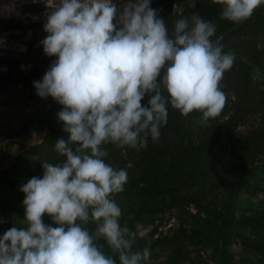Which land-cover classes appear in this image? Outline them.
Here are the masks:
<instances>
[{
    "label": "clouds",
    "instance_id": "obj_1",
    "mask_svg": "<svg viewBox=\"0 0 264 264\" xmlns=\"http://www.w3.org/2000/svg\"><path fill=\"white\" fill-rule=\"evenodd\" d=\"M213 2L223 5V19L235 23L264 4ZM150 3L128 0L118 7L113 0H53L49 5L48 35L41 44L57 59L34 87L41 98L50 96L63 106L57 116L70 137L67 143L58 140L55 149L66 159L43 163V177L21 187L26 226L0 237V264H117L98 245L101 239L119 264L148 260L147 247L130 251L129 230L118 223L121 209L111 198L124 190L128 173L105 163L102 146L142 149L149 137L158 140L168 119L166 105L183 116L196 111L204 121L216 118L227 100L220 81L235 61L223 51V37L210 39L215 24L193 14L178 19L170 36ZM146 93L147 107L141 104ZM45 214L58 226H46ZM90 221L97 225L94 232L85 227Z\"/></svg>",
    "mask_w": 264,
    "mask_h": 264
},
{
    "label": "trees",
    "instance_id": "obj_2",
    "mask_svg": "<svg viewBox=\"0 0 264 264\" xmlns=\"http://www.w3.org/2000/svg\"><path fill=\"white\" fill-rule=\"evenodd\" d=\"M174 1L150 3L158 17L164 19L170 36L178 19L198 14L216 26L210 39L223 37V51L235 56L233 66L220 81L226 104L216 118L207 121L201 119L199 112L183 116L166 105L168 119L160 128L158 140L149 137L142 149L120 148L111 143L102 146L108 153L105 163L118 170L117 163L122 161L128 173L129 217L118 223L121 228H128L125 238L132 239L133 252L140 241L133 233L134 226L150 223L153 211L164 205L176 209L186 226H179L170 238L154 241L153 245H159L166 253L160 264H205L199 257H190L191 249L196 247L210 249L214 264H234L227 247L236 240L245 251L258 256L257 264H264V209L249 200L257 194L264 195V160L260 159L264 155V4L249 19L235 23L221 17L223 5L213 0H191V5H185L179 13L171 9ZM44 25L42 21L24 25L15 18H0L1 33L29 32L33 40L47 37ZM19 65L15 57L0 56V68L4 69L0 73V92L24 89L30 80L38 81L46 69L34 66L23 73ZM35 97L29 106L31 113L28 110L16 125L9 122L0 128V141L17 138L38 126L46 130L38 144L16 150L7 159V165L0 168V209L21 220L25 215L21 187L35 172L44 171L43 163L55 165L66 159L56 151L55 144L58 140L67 143L70 137L57 116L63 106L50 96ZM13 99L0 101V106H11ZM149 99L146 93L142 106L147 107ZM244 126L246 129L239 135L237 130ZM123 158L130 160V168ZM236 208L242 210L238 217ZM42 219L46 226H58L46 214ZM96 226L92 221L85 225L90 232ZM97 243L119 264L118 255L111 252L103 239Z\"/></svg>",
    "mask_w": 264,
    "mask_h": 264
},
{
    "label": "rangeland",
    "instance_id": "obj_3",
    "mask_svg": "<svg viewBox=\"0 0 264 264\" xmlns=\"http://www.w3.org/2000/svg\"><path fill=\"white\" fill-rule=\"evenodd\" d=\"M154 1L155 0H151V2ZM52 2L53 0H0V18H15L24 25L34 21H42L46 23L47 15L51 11L49 5ZM113 2L116 3L118 7H122L124 5L122 0H113ZM191 3V0H175L172 3L171 9L173 12L179 13L185 5L190 6ZM41 41V38L33 40L29 32L24 34L16 32H0V56L10 55L11 57L17 58L20 61L19 69L23 73H28L34 66L40 70L41 68L42 70L43 68H46L45 71L40 73V77L38 78V81H42L44 74L49 70L51 64L57 59V57L47 56L43 51ZM30 44V50L27 51V46ZM3 71L4 69L0 68V73ZM38 81H35V79L30 80L27 87L24 89L17 87L16 89L0 92V101L16 97V99H13L11 106H0V128H2L4 123L13 122V125H16L20 122L29 110V106L33 104L34 98H36L35 95H37V92L34 87V82ZM25 102H27V106L24 105ZM29 111L31 113V110ZM245 129L246 126H244V128L240 127L237 130L238 134L241 135ZM45 133V128L43 126H38L32 128L17 138L7 141L1 140L0 168L7 165V159L12 156L16 150H24L31 145L38 144L42 140ZM260 159L264 160V155H262ZM122 160L126 163L125 166L127 168L131 167L132 164L128 158H123ZM117 167L118 170L124 169L122 161L117 163ZM43 172H35L33 177L42 178ZM129 191V185L126 183L124 185V190L121 193L113 194L111 197L121 209V215L118 218V222L129 217L127 214L128 209H126L128 204L131 203L130 200H127V194ZM249 200L256 204L257 208L264 209V195L262 193L257 194L255 197H251ZM186 210L192 214L195 213V211L191 208H186ZM241 214L242 210L236 208V217ZM181 225L186 226V224L180 221V216L177 210L164 205L153 211L150 223L136 224L133 228V233L140 241L136 246L138 248H133V252L142 253L146 247L150 252L148 260L142 261L141 264H160L164 262L166 253L159 245L154 246V241L162 237L170 238L176 229ZM25 226L26 225L23 220L18 219L11 213L0 209V237L13 227H16L19 230L21 227ZM227 252L234 264L258 263V256L245 251L240 245L239 240L229 244ZM190 257H199L205 262V264H214L211 258L210 249L207 248L201 249L196 247L191 249Z\"/></svg>",
    "mask_w": 264,
    "mask_h": 264
}]
</instances>
